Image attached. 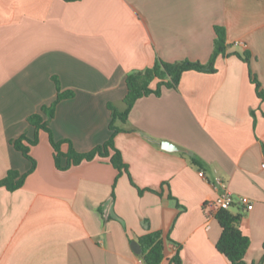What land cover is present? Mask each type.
Segmentation results:
<instances>
[{
	"label": "crops",
	"instance_id": "obj_1",
	"mask_svg": "<svg viewBox=\"0 0 264 264\" xmlns=\"http://www.w3.org/2000/svg\"><path fill=\"white\" fill-rule=\"evenodd\" d=\"M216 26L227 30L228 53L248 51L251 64L219 57L215 74L185 73L178 89L139 100L115 138L130 177L117 180L102 159L59 171L40 132L35 171L15 192L0 188V264H137L132 242L157 231L172 240L161 264L177 254L183 264H231L207 207L220 193L215 178L254 204L230 211L251 240L245 261H261L264 100L251 72L264 90V0H0V180L31 170L12 141L34 138L27 119L56 100L54 77L75 93L56 109L54 137L86 153L111 138L108 105L124 111L128 75L157 59L207 64ZM163 141L187 152L165 151Z\"/></svg>",
	"mask_w": 264,
	"mask_h": 264
},
{
	"label": "trees",
	"instance_id": "obj_2",
	"mask_svg": "<svg viewBox=\"0 0 264 264\" xmlns=\"http://www.w3.org/2000/svg\"><path fill=\"white\" fill-rule=\"evenodd\" d=\"M65 3H77L82 0H62ZM216 39L212 56L207 64L194 63L191 61H181L176 63H167L161 59H157L153 67L132 73L126 78L127 95L123 100L125 105L124 111H119L113 104L108 105L111 112V122L109 129L112 132L111 138L103 145L97 146L93 150L80 153L78 152L70 140H56L51 129V122L55 118L58 105L66 100L73 99L75 93L71 90H63L59 79L54 77L53 81L56 85L57 98L50 105L42 106L40 112L32 114L28 117V123L35 129L33 139L27 135H22L12 141V145L16 151L20 152L27 160L32 163L31 170L26 174H20L18 171L10 170L7 176L0 180V188H5L9 192H15L21 189L26 179L31 175L36 167L37 162L31 155L33 147L39 144L40 132L49 135L50 144L54 150V158L56 168L59 171H67L72 167H77L85 162H92L96 159L108 160L110 164L117 170L119 177L126 174L130 177L129 167L125 163L121 151L116 147L115 138L119 133L126 132L124 128L129 121V116L136 103L150 96L161 97L165 89H178L183 75L188 72H197L203 74H215L216 62L219 57H227L236 55L242 59L247 65L251 64L252 55L250 52L228 53L229 45L227 43V30L225 27H215ZM233 47V46H231ZM251 78L256 86L257 96L264 100V90L257 76L251 72ZM63 145H68V151L64 152ZM185 155V154H183ZM190 163L198 167L199 170L204 169V165L200 160L193 156H189ZM63 160L66 161L62 165ZM134 185V183L131 181ZM139 190L142 194L144 190ZM155 192L153 190H147ZM222 233L217 243V250L224 255L231 264H248L245 256L251 247V240L243 234L240 225L243 219L241 213L234 214L230 210H221L216 214ZM172 240L164 237L161 231L149 233L139 239L142 247L141 260L144 264H161L165 258V250L167 243ZM172 262L174 264H183L180 254H177ZM254 264H264V256L260 262Z\"/></svg>",
	"mask_w": 264,
	"mask_h": 264
},
{
	"label": "built area",
	"instance_id": "obj_3",
	"mask_svg": "<svg viewBox=\"0 0 264 264\" xmlns=\"http://www.w3.org/2000/svg\"><path fill=\"white\" fill-rule=\"evenodd\" d=\"M239 43H236V46ZM264 167V165H263ZM202 178H206L203 172L200 173ZM213 185L215 188L220 190V193L215 201L208 204V208L216 214L221 210H230L232 206L237 203V201L244 206L247 211H251L254 209V204L247 197H239L238 200L235 198L234 194L230 191L228 184L222 181L220 178H215L213 181ZM137 264H144L142 260H140Z\"/></svg>",
	"mask_w": 264,
	"mask_h": 264
},
{
	"label": "water",
	"instance_id": "obj_4",
	"mask_svg": "<svg viewBox=\"0 0 264 264\" xmlns=\"http://www.w3.org/2000/svg\"><path fill=\"white\" fill-rule=\"evenodd\" d=\"M162 148L165 151L168 152H179V153H186L187 150L177 144H174L170 141H163L162 142ZM132 249L134 250V252L138 255L142 254V249H141V245L137 242V241H133L131 244Z\"/></svg>",
	"mask_w": 264,
	"mask_h": 264
}]
</instances>
